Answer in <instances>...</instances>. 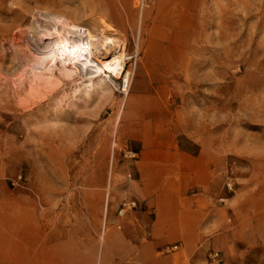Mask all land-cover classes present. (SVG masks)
<instances>
[{
	"label": "rangeland",
	"instance_id": "374dc122",
	"mask_svg": "<svg viewBox=\"0 0 264 264\" xmlns=\"http://www.w3.org/2000/svg\"><path fill=\"white\" fill-rule=\"evenodd\" d=\"M146 3L134 0L129 15L117 0H0V180L31 198L49 241L78 247V264H143L138 156L127 153L141 138L167 134L208 163L206 188L189 191L208 229L190 250L170 242L157 256L264 264V0H209L199 27L172 29L183 43L163 49L184 58L163 61L165 71L144 59L162 50L147 43ZM62 22L85 37L113 38L123 70L84 75L59 50L65 43L33 47L38 27L69 40ZM131 200L141 206L119 214ZM174 243L179 249L167 252ZM14 254L0 251V264H28ZM63 260L48 264H72Z\"/></svg>",
	"mask_w": 264,
	"mask_h": 264
},
{
	"label": "crops",
	"instance_id": "0c3cea01",
	"mask_svg": "<svg viewBox=\"0 0 264 264\" xmlns=\"http://www.w3.org/2000/svg\"><path fill=\"white\" fill-rule=\"evenodd\" d=\"M117 1L120 10L130 15L134 0ZM208 3L209 0H148L142 15L149 28L147 43L157 44L162 50L147 51L144 59L157 60L158 68L165 71L168 66L163 61L176 63L184 58L183 52H170L163 47L183 43V36L177 39V32L172 29L199 27ZM108 11L117 9L111 7ZM185 17L193 23H184ZM140 142L141 148L134 151L138 156L134 165L135 195L145 207L141 218L148 227L149 239L140 248L139 258L143 264H165L166 261L157 256L159 248L180 242L190 250L207 232V216L202 217V207L199 203L193 204L195 198L189 191H200L192 194L196 196L206 188L208 163L200 153L187 152L175 137L167 134L154 140L141 138ZM65 246L71 253L69 257L63 255ZM77 250L74 243L65 245L58 238L49 241L47 223L41 221L31 198L12 195L8 184L0 180V251H14L15 261L25 260L28 264H48L63 259L78 264Z\"/></svg>",
	"mask_w": 264,
	"mask_h": 264
},
{
	"label": "bare ground",
	"instance_id": "6f19581e",
	"mask_svg": "<svg viewBox=\"0 0 264 264\" xmlns=\"http://www.w3.org/2000/svg\"><path fill=\"white\" fill-rule=\"evenodd\" d=\"M62 25V28L64 27L70 31V34H68L69 36L71 35L69 40L64 37L61 38L59 36L60 32L58 33L55 30L50 32V30L38 27L31 35L34 43L33 47L43 53L46 51L42 48H49L50 45L57 47L59 43H65L64 45L61 44L62 46L59 47L61 48L59 50L65 54V57L66 55L72 56L74 62L80 65L84 75L90 72L100 73L102 69L111 72L116 68L117 70L119 69L118 71L123 70V48L109 35L100 33L96 38L91 35L85 37L81 33L71 30L70 27H65L63 22ZM124 82L129 85L130 71L126 72Z\"/></svg>",
	"mask_w": 264,
	"mask_h": 264
},
{
	"label": "built area",
	"instance_id": "2783aa9c",
	"mask_svg": "<svg viewBox=\"0 0 264 264\" xmlns=\"http://www.w3.org/2000/svg\"><path fill=\"white\" fill-rule=\"evenodd\" d=\"M127 155H129L131 158H136L137 157V153L134 152V151H129L127 153ZM138 206H141L139 205V203L135 200H131V201H125L121 204V209H120V212L119 214H123L124 212H126L127 210H131L133 208H136ZM179 249V244L177 243H174L170 246H166V251L167 252H170V251H175V250H178Z\"/></svg>",
	"mask_w": 264,
	"mask_h": 264
}]
</instances>
